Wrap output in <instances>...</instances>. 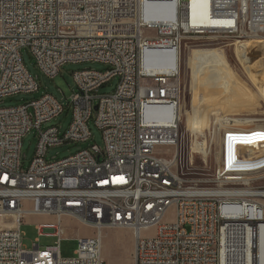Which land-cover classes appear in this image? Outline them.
I'll list each match as a JSON object with an SVG mask.
<instances>
[{"label": "built area", "instance_id": "2783aa9c", "mask_svg": "<svg viewBox=\"0 0 264 264\" xmlns=\"http://www.w3.org/2000/svg\"><path fill=\"white\" fill-rule=\"evenodd\" d=\"M210 36L264 40V0H0V101L38 90L22 47L49 77L67 62L108 65L72 72V119L61 135L41 129L63 110L51 94L0 107V215L15 220L0 230V264H105L107 228L136 233L134 264H264V150L241 151L264 142V127L225 128L213 118L208 135H224L214 173L185 170L178 52L184 39ZM115 77L114 91L98 94ZM93 114L102 149L45 159L51 146L88 140ZM32 128L38 138L23 170L21 142ZM227 141L240 145L233 151ZM159 147L170 156L157 154ZM25 215L53 217L36 228L56 243L25 248ZM64 216L95 231L78 237L70 257L59 254Z\"/></svg>", "mask_w": 264, "mask_h": 264}, {"label": "rangeland", "instance_id": "374dc122", "mask_svg": "<svg viewBox=\"0 0 264 264\" xmlns=\"http://www.w3.org/2000/svg\"><path fill=\"white\" fill-rule=\"evenodd\" d=\"M234 42H236L235 39L217 38L212 36L203 38L188 37L184 39L181 45V52H179L180 91L178 101H181V105L184 107L188 102L196 99L200 92L202 93V89L199 87H197V89L195 87L191 88L192 73L188 66L190 63V53L196 49L211 47L224 53L226 56L227 61L222 56L217 58V70H219L217 74L220 71L224 72L225 85L229 80L230 75L236 77L239 85H235L233 88L232 84L229 83L230 85H228L226 89L227 100L221 105L218 112L211 115L209 120L212 121L213 117L222 115L226 118H233L242 121H247L249 119L248 121L264 126V99L259 97V93L256 89L259 88L257 81L260 82V79L257 77L258 74L254 71L256 64L254 61H250L247 51L239 48L236 54V46ZM253 48H256L253 49V53L262 56L261 51L258 50L260 49L258 45ZM20 54L25 69L31 76L36 78L38 90L31 93H17L12 96L4 97L0 101V107L19 105L38 99L45 93L51 94L62 104L63 110L56 117L43 123L41 129L45 130L48 127L54 126L58 128L60 135L63 134L68 129L72 119V107L69 103V98L75 91L72 72L87 68L102 71L108 68V65L94 61H84L79 63L67 62L60 67L59 73L54 77H49L40 71L33 55L27 47H22L20 49ZM118 80V77L113 78L108 85L99 89L98 94L112 93ZM200 83L204 84V81H200ZM209 120L207 121V124ZM207 124L202 127L188 128L186 126V118L183 116L181 131L185 135V170L190 168V170H192L191 172H194L191 173L192 175L190 176L209 178L212 176L217 166V154L220 150V142L223 141V136L220 139L209 136L206 128ZM240 126H244V124H241ZM88 128L91 134V137L88 140L83 142L69 141L60 145L51 146L46 152L45 159L47 161L61 159L75 154L78 151L89 149L91 145H96L102 149L104 146L102 132L94 123V114L88 121ZM203 132L206 137V145L208 146V149H210V151L206 149V157L194 147V143L202 141L200 134L203 136ZM37 138L38 129L35 128H32L22 138L21 168L23 170L28 167L34 156ZM209 145L211 148H209ZM156 152L157 154L167 157L171 154V151L169 152L163 147H159ZM223 161H226V154H223ZM52 220L53 217L49 216L25 215L20 225L23 246L30 249L35 242H37L39 248L54 245L57 241V237L47 233L39 234V231L36 228V224L50 222ZM62 225L65 232L59 242V254L61 257H70L74 254L78 245V237L93 236L95 234L93 228L78 222L73 217L64 216L62 219ZM13 226V216L0 215V230L11 228ZM106 230L110 232H108L107 235H103ZM103 233L102 257L105 264H134L133 254L135 249V239L133 232L127 228H107L103 230ZM152 233L153 229H149L147 231H142L141 235L149 236Z\"/></svg>", "mask_w": 264, "mask_h": 264}, {"label": "bare ground", "instance_id": "6f19581e", "mask_svg": "<svg viewBox=\"0 0 264 264\" xmlns=\"http://www.w3.org/2000/svg\"><path fill=\"white\" fill-rule=\"evenodd\" d=\"M192 1L195 2L197 0H192ZM234 44L236 46V49H235L236 54L239 48L243 49L244 51H247V53L249 54L250 61L255 62L256 65L254 67V71L256 74H258L257 77L260 79V82L257 81V83L259 84V88H256V89H257V92L259 93L258 94L259 97L264 99V70L261 66V64L263 63L262 61L264 59V40L249 38V39L244 40L243 42L236 41L234 42ZM257 45L260 48L258 50L261 51L262 56L257 55V53H253L254 51L253 49L257 48V47L256 48H253V47ZM179 55L180 54L178 52V63H180ZM220 56H222L227 61L224 53L218 51L217 49L211 48V47L196 49L195 51H192V53H190V63L188 64V66L190 67L191 73H192L191 88L195 87L197 89V87H199L202 89V93L198 90L200 94L197 95L196 99L191 100L186 105H184V107L180 105L181 115L182 117L185 116L186 126L188 128L202 127L205 124H207V121L210 119L211 115L218 112L221 108V105L227 100V92H226L227 86L232 84L234 88L235 85H239L235 76L230 75L229 80L228 81L226 80L227 82L225 85L224 72L220 71L217 74V72L219 71L217 70V60H218L217 58H219ZM146 64L147 66L152 67L154 70H158V67L154 64L149 63V61H147ZM230 73L232 74L231 71ZM200 81H204V84H201ZM179 91L180 90H179V77H178L177 101L179 97ZM213 118L222 119V121L225 123L224 124L225 128L264 127L259 124H255L252 121H248L249 119L247 121H242V120L233 119V118H226L225 116H222V115H218L217 117H213ZM210 122L211 121L209 120L207 127H206L207 129L209 128ZM241 124H244V126H240ZM231 125H234V126H231ZM200 136L202 137V141L194 143V147L197 148L200 152H202L203 156L206 157L207 155L206 149H208V146L206 145V137H205L204 132H203V136L201 134ZM222 136H223V141L220 142V149L222 147V144L224 143V135H219L218 137H215V138L220 139L222 138ZM231 137H241V130H231ZM228 142L229 141H227V146L233 148V151L235 149V146L240 145L239 144L240 141H236L238 142L237 144H231L235 141H230V143ZM246 146H249V145H246ZM242 147L244 149H241V151L244 150L245 152L246 151L255 152L258 149L264 150V142H258V146H254V148H249V147H244V146ZM209 148H211L210 145H209ZM208 150L210 151V149ZM219 154H220V150L217 154L218 160H219ZM226 161H230V154H226ZM133 235L135 237L136 233L135 234L133 233Z\"/></svg>", "mask_w": 264, "mask_h": 264}, {"label": "crops", "instance_id": "0c3cea01", "mask_svg": "<svg viewBox=\"0 0 264 264\" xmlns=\"http://www.w3.org/2000/svg\"><path fill=\"white\" fill-rule=\"evenodd\" d=\"M108 232H110V231H104V233H103V235H107L108 234ZM102 247H103V244H102Z\"/></svg>", "mask_w": 264, "mask_h": 264}, {"label": "water", "instance_id": "95a60500", "mask_svg": "<svg viewBox=\"0 0 264 264\" xmlns=\"http://www.w3.org/2000/svg\"><path fill=\"white\" fill-rule=\"evenodd\" d=\"M96 108V107H95Z\"/></svg>", "mask_w": 264, "mask_h": 264}]
</instances>
